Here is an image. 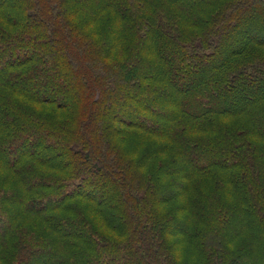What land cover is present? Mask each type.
Instances as JSON below:
<instances>
[{"label": "trees", "instance_id": "obj_1", "mask_svg": "<svg viewBox=\"0 0 264 264\" xmlns=\"http://www.w3.org/2000/svg\"><path fill=\"white\" fill-rule=\"evenodd\" d=\"M261 24L264 0H0V264H264Z\"/></svg>", "mask_w": 264, "mask_h": 264}, {"label": "rangeland", "instance_id": "obj_2", "mask_svg": "<svg viewBox=\"0 0 264 264\" xmlns=\"http://www.w3.org/2000/svg\"><path fill=\"white\" fill-rule=\"evenodd\" d=\"M261 25L264 28V25L263 24H261ZM261 25L260 26H256V28H254V30L255 31L258 30L259 32H263V30H260V29H262ZM134 97H137V96H134ZM142 104H143V106H145L147 108L160 109V106H158L159 103H157L155 99L154 100L144 99L142 101ZM127 106H128L127 100H123V101H121L119 103H116V105L113 106V110L115 109V112L117 113V115L119 117H121L122 119H124V120L137 119L138 118L137 115L134 114L132 111H130L127 108ZM146 122H148V120ZM150 140H158L159 141V139L156 138V137H154V136H150ZM27 146H25V148ZM21 148H24V147H18V148H16L15 151H14V153L18 152V150H20ZM11 154H13V153L10 151V154L9 155H11ZM89 181L90 180L88 179L87 182H89ZM89 184L90 185H85L84 186V190L85 191H89V192H91L93 194H98V192L101 190V188H100V185L101 184L98 183V182H96V181H94V180H92L91 183H89ZM4 225H5V223H0V229L3 228ZM45 260H48V258H46V257L43 258V261H45Z\"/></svg>", "mask_w": 264, "mask_h": 264}]
</instances>
